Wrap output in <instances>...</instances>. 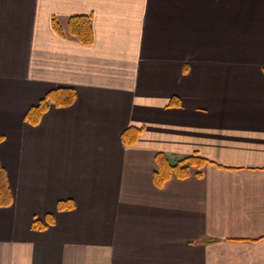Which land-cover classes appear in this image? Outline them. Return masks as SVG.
<instances>
[{
	"label": "crops",
	"instance_id": "1",
	"mask_svg": "<svg viewBox=\"0 0 264 264\" xmlns=\"http://www.w3.org/2000/svg\"><path fill=\"white\" fill-rule=\"evenodd\" d=\"M0 134V264H264V0H0ZM159 152L209 162L157 187Z\"/></svg>",
	"mask_w": 264,
	"mask_h": 264
},
{
	"label": "trees",
	"instance_id": "2",
	"mask_svg": "<svg viewBox=\"0 0 264 264\" xmlns=\"http://www.w3.org/2000/svg\"><path fill=\"white\" fill-rule=\"evenodd\" d=\"M53 30L61 37L69 36L83 45L93 43V27L91 16L89 14H78L69 16L64 23L57 17L51 18ZM76 97V91L72 87H57L50 89L39 101L30 106L24 120L36 125L42 115L50 108L51 105L56 107L69 106ZM177 97H172L167 106L179 105ZM142 132V128L128 127L121 134V140L124 144H133L137 136ZM3 135L0 134V142ZM156 167L152 174V180L155 186L161 187L170 178H186L191 169L196 170V174L201 175L202 168L209 162L208 159L201 157L197 153L178 156L159 152L155 156ZM12 202L11 191L8 185L7 176L4 167L0 164V207L9 206ZM73 208V202L70 200H60L56 203V209L69 210ZM53 221L52 213H48L44 220L34 218L32 228L42 229Z\"/></svg>",
	"mask_w": 264,
	"mask_h": 264
}]
</instances>
